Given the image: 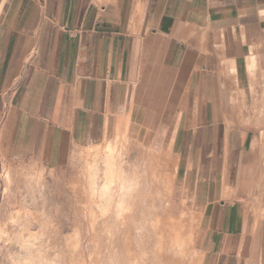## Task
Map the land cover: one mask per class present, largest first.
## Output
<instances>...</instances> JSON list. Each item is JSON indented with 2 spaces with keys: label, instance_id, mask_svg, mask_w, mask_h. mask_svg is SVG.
<instances>
[{
  "label": "crops",
  "instance_id": "0c3cea01",
  "mask_svg": "<svg viewBox=\"0 0 264 264\" xmlns=\"http://www.w3.org/2000/svg\"><path fill=\"white\" fill-rule=\"evenodd\" d=\"M261 113L264 0H0V156L59 168L128 121L176 152L202 264L261 255L245 166Z\"/></svg>",
  "mask_w": 264,
  "mask_h": 264
},
{
  "label": "rangeland",
  "instance_id": "374dc122",
  "mask_svg": "<svg viewBox=\"0 0 264 264\" xmlns=\"http://www.w3.org/2000/svg\"><path fill=\"white\" fill-rule=\"evenodd\" d=\"M255 131L256 140L250 157L247 158L245 164L248 168L246 172L248 173L249 183L247 185L252 188L249 199L254 205L247 207L246 210L254 215L257 239L261 236L259 238L262 245L261 255H258L259 261L255 259L252 264H264V128L256 125ZM75 148H73L71 155H73ZM84 153L85 148H82L76 157L71 158L70 156L59 168H50L43 164L41 160L35 158H6L0 156V222L9 233L18 232L17 225H8L9 216L16 209L27 208L31 217L29 220L31 231L42 235L39 245L42 246L41 248L47 259L49 258L47 264H111V262H108L109 254L113 256L117 253L119 256V253L124 251L122 247L123 238L121 239L124 233L122 230L117 231V233L115 231L113 245L106 247L105 243L108 239L107 234L102 231V229L105 231L103 222L97 223L95 229L91 228L88 197L81 176L83 168L81 156ZM123 154L125 155V168L128 171L133 165L144 167L145 163L149 161L150 155H157L155 163L158 164L155 165L163 178V182H159V184L156 182L157 187L155 190L159 193L165 194L168 191L171 193L172 190L168 189L171 184H166V180L168 176L175 173V179H173L171 185L173 186L174 207L172 205L170 214L184 227L185 231L194 233V243L188 245L184 252H180L178 249L169 250L162 256V260H150L147 264H202L203 252L200 250L199 224L196 221L199 208L193 205L194 201L182 189L179 164L177 170V157L174 149L170 147L154 149L142 141L133 139L123 149ZM162 154L166 157L163 158ZM4 168L9 169L12 178L10 190L6 195L2 192L7 185L3 175ZM33 172H39L43 175V179L41 178L38 186H35L30 180ZM251 173L253 174L251 175ZM146 202H154L159 210L163 209L161 196L156 195L147 198ZM141 209L140 211H142ZM152 213L151 216H148V214L143 215L137 211L133 216V220L136 222L133 223L130 235L132 234L131 236L135 239H133L135 251L139 248L140 242L144 241L141 232L138 231L139 229L136 230L135 226L139 220L144 221L153 217L154 214ZM151 226L152 224L150 228ZM101 227L102 229H99ZM150 228L144 238L146 239L147 249L152 251V247H154L153 245L157 240L159 226L153 227L154 230ZM4 241H0V264H9L8 255L11 252H17L19 249L16 245ZM100 243L104 246H100Z\"/></svg>",
  "mask_w": 264,
  "mask_h": 264
},
{
  "label": "bare ground",
  "instance_id": "6f19581e",
  "mask_svg": "<svg viewBox=\"0 0 264 264\" xmlns=\"http://www.w3.org/2000/svg\"><path fill=\"white\" fill-rule=\"evenodd\" d=\"M130 124L126 121L124 129L118 128L114 138H107L102 144L92 146L89 149L85 148V153L81 156L83 160L81 176L88 197L91 228L95 229L97 223L103 222L106 232L102 227L99 229L107 234L106 247L113 245L115 231L116 233L121 230L124 232L121 237V239L123 238L122 247L124 251L119 253V256L117 253L113 256L109 254L108 262H111V264H147L150 260H162V256L169 250L178 249L180 252H184L188 245L194 243V233L185 231L184 227L170 214L172 191L171 193L168 191L169 193L162 194L155 190L157 187L156 182L158 184L163 182V178L156 168L158 163H155L157 161L155 157L157 155H150L151 157H149V161L145 163L144 167L133 165L130 171L126 170L123 149L128 146L131 140L136 139L131 134ZM3 175L7 185L2 192L6 195L10 190L12 181L9 169L4 168ZM174 175L168 176L166 184L172 185L173 179H175ZM42 176V173L33 172L30 180L35 186H38ZM171 185L170 188L168 187L169 190H172L173 186ZM156 195L161 196L162 211L159 210L156 203L146 202L147 198ZM137 211L143 215L148 214V216H151L153 212L154 216L152 215L153 217L144 221L139 220L141 226H138L137 222L135 229H139L138 231L141 232V237L145 242H140V245L138 244L139 248L137 247L138 249L135 251L133 247L134 238L131 236L132 234L130 235V231L133 223L136 222L133 220V216ZM29 214L27 208L16 209L10 214L8 220L10 224L8 223V225H17L19 228L15 227L17 231L19 230L15 233H9L0 222V241L5 240L6 243L16 245L19 249L17 252H11L8 255L9 264H47L48 262L49 258L47 259L41 248L42 246L39 245L42 235L31 231L29 222L31 217ZM151 224L152 229L159 226V232L157 231L158 236L153 245L154 247H152L153 250L149 251L144 237H146L145 235ZM116 235L118 236V234ZM101 245L104 246L100 243ZM117 247L119 246L117 245Z\"/></svg>",
  "mask_w": 264,
  "mask_h": 264
}]
</instances>
